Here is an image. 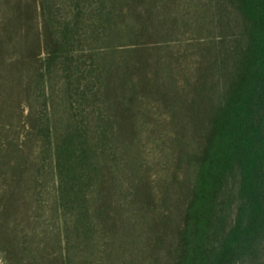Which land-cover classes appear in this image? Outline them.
<instances>
[{
    "label": "trees",
    "instance_id": "obj_1",
    "mask_svg": "<svg viewBox=\"0 0 264 264\" xmlns=\"http://www.w3.org/2000/svg\"><path fill=\"white\" fill-rule=\"evenodd\" d=\"M170 2L0 0L3 264H159L169 233L173 264H264V0ZM152 103L192 133L161 191ZM167 180L187 183L174 227Z\"/></svg>",
    "mask_w": 264,
    "mask_h": 264
},
{
    "label": "rangeland",
    "instance_id": "obj_2",
    "mask_svg": "<svg viewBox=\"0 0 264 264\" xmlns=\"http://www.w3.org/2000/svg\"><path fill=\"white\" fill-rule=\"evenodd\" d=\"M170 3H175L174 8L177 14L181 17H185L186 20H190L187 15V6L185 5L187 0H170ZM172 6V7H173ZM180 23V22H179ZM196 35L191 31L184 30L183 32L176 31L169 34L166 38L167 41L171 43V48L177 57H181L182 66L181 69L188 72L192 66H194V58L196 54L195 48L191 46L196 43ZM155 39V38H154ZM153 38H150L148 41L153 42ZM166 55V54H165ZM194 55V56H193ZM184 74V73H183ZM0 80V96L6 98L10 93L9 87L2 83ZM155 110L159 112V115L153 116L149 119L148 124H146L140 131L142 132V145H141V161L145 164V169L147 171V179L153 184V186L161 191L160 187L165 177L170 178L175 166L174 161L171 157V154H176L179 151V145H182L185 142H189L191 139V132H180L176 134V129L172 126L171 121L166 118L163 114L165 111L161 110L158 105L155 103L151 104ZM60 110V111H59ZM61 112L62 109L58 108L57 112ZM163 114V115H162ZM3 122L5 125L10 123L7 120L0 119V124ZM140 133V132H139ZM11 136L13 133L11 132ZM10 137V136H9ZM166 175V176H165ZM185 179L179 180L180 183H184ZM167 185L169 192L167 194L168 203L163 209L164 211H169L173 217L174 225L176 226L178 222L179 215L182 211L184 199H185V188L186 184L181 186L180 183H173L172 180H167ZM0 186H3V182L0 180ZM165 191V189L163 190ZM42 229H38L37 233L43 236L40 232ZM169 233L166 243L161 248L159 252L160 263L159 264H173L171 245H172V236ZM0 264H3V256L0 253ZM136 264H157L150 254H145L144 258H141L137 261Z\"/></svg>",
    "mask_w": 264,
    "mask_h": 264
}]
</instances>
